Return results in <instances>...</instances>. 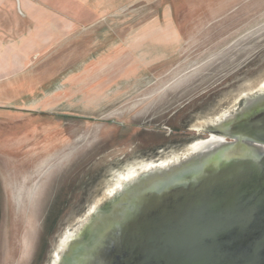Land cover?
Segmentation results:
<instances>
[{
  "label": "water",
  "instance_id": "obj_1",
  "mask_svg": "<svg viewBox=\"0 0 264 264\" xmlns=\"http://www.w3.org/2000/svg\"><path fill=\"white\" fill-rule=\"evenodd\" d=\"M0 264H264V20L98 117L0 134Z\"/></svg>",
  "mask_w": 264,
  "mask_h": 264
},
{
  "label": "rangeland",
  "instance_id": "obj_2",
  "mask_svg": "<svg viewBox=\"0 0 264 264\" xmlns=\"http://www.w3.org/2000/svg\"><path fill=\"white\" fill-rule=\"evenodd\" d=\"M82 1L0 0V134L98 117L264 20V0Z\"/></svg>",
  "mask_w": 264,
  "mask_h": 264
},
{
  "label": "crops",
  "instance_id": "obj_3",
  "mask_svg": "<svg viewBox=\"0 0 264 264\" xmlns=\"http://www.w3.org/2000/svg\"><path fill=\"white\" fill-rule=\"evenodd\" d=\"M84 7L86 6L87 11L93 16H98L99 10L103 9H118L122 8L126 5L127 0H86L84 3L82 1ZM83 8V7H82Z\"/></svg>",
  "mask_w": 264,
  "mask_h": 264
},
{
  "label": "flooded vegetation",
  "instance_id": "obj_4",
  "mask_svg": "<svg viewBox=\"0 0 264 264\" xmlns=\"http://www.w3.org/2000/svg\"><path fill=\"white\" fill-rule=\"evenodd\" d=\"M215 135H216V134H215ZM216 136H217V135H216ZM202 140H203L202 138H198L196 142L199 143V142H201ZM173 150H174V149H173ZM154 157H159V156H155V155H152V154H151V155H148V156H146L145 158H143V160H144V161H146V160H153ZM143 160H142V161H143ZM142 161H139V162H142ZM144 161H143V162H144Z\"/></svg>",
  "mask_w": 264,
  "mask_h": 264
},
{
  "label": "trees",
  "instance_id": "obj_5",
  "mask_svg": "<svg viewBox=\"0 0 264 264\" xmlns=\"http://www.w3.org/2000/svg\"><path fill=\"white\" fill-rule=\"evenodd\" d=\"M197 139H198V138L192 140V142H189V143H187V144H185V145H182V147L185 149V148L187 147V145H189V144H191V143L197 141ZM182 147H181V148H182ZM173 149H175V151H176V150H179L180 148H173ZM159 157H160V156H159ZM154 158H158V157H154Z\"/></svg>",
  "mask_w": 264,
  "mask_h": 264
}]
</instances>
